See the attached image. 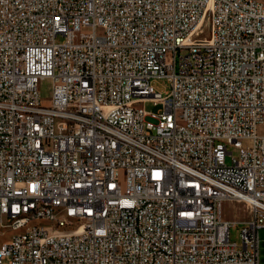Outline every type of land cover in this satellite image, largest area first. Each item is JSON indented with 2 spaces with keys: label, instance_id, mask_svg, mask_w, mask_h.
<instances>
[{
  "label": "built area",
  "instance_id": "obj_1",
  "mask_svg": "<svg viewBox=\"0 0 264 264\" xmlns=\"http://www.w3.org/2000/svg\"><path fill=\"white\" fill-rule=\"evenodd\" d=\"M258 127L264 4L0 0V264H258Z\"/></svg>",
  "mask_w": 264,
  "mask_h": 264
},
{
  "label": "rangeland",
  "instance_id": "obj_2",
  "mask_svg": "<svg viewBox=\"0 0 264 264\" xmlns=\"http://www.w3.org/2000/svg\"><path fill=\"white\" fill-rule=\"evenodd\" d=\"M201 38H207L208 32L205 30L203 34L200 36ZM57 41L60 42V39ZM187 53L186 50H181L179 55L184 56ZM151 86L156 92L164 93L168 91L169 89V83L166 79H156L151 81ZM38 91L41 96L42 105L49 106L50 104V98L52 93V83L48 79H44L39 82L38 84ZM144 109L148 112L156 113L159 110L158 106L153 105V103H145ZM147 121L155 122L152 119L147 118ZM178 123H181L180 121ZM257 133L259 135L264 134V130L261 127H258ZM231 151V149H229ZM230 158H226V162L230 163ZM223 218L225 219H237V220H243L245 219V215L242 211L241 206L232 204V203H224L223 205ZM240 229L241 225L233 226L230 229V241L235 242L238 246L241 244V237H240ZM10 234H13L11 232ZM8 236V235H7ZM258 239H259V246H258V264H264V229H260L258 231Z\"/></svg>",
  "mask_w": 264,
  "mask_h": 264
},
{
  "label": "bare ground",
  "instance_id": "obj_3",
  "mask_svg": "<svg viewBox=\"0 0 264 264\" xmlns=\"http://www.w3.org/2000/svg\"><path fill=\"white\" fill-rule=\"evenodd\" d=\"M250 3L264 4V0H248ZM38 210H52L51 202H39ZM63 220L66 223H74V215L63 212ZM6 228H14V221H6ZM52 228V221L47 219L30 220L25 226V233H33L35 229Z\"/></svg>",
  "mask_w": 264,
  "mask_h": 264
}]
</instances>
